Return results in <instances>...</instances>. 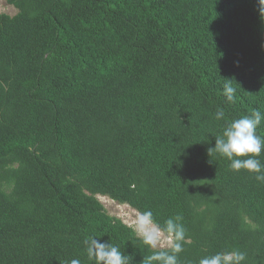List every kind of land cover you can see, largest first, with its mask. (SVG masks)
<instances>
[{"label": "trees", "instance_id": "1", "mask_svg": "<svg viewBox=\"0 0 264 264\" xmlns=\"http://www.w3.org/2000/svg\"><path fill=\"white\" fill-rule=\"evenodd\" d=\"M7 2L17 13H0V264H92L88 236L142 264L155 250L99 197L161 225L181 216L180 264L231 250L264 264V182L209 154L227 122L264 115L258 0Z\"/></svg>", "mask_w": 264, "mask_h": 264}, {"label": "clouds", "instance_id": "2", "mask_svg": "<svg viewBox=\"0 0 264 264\" xmlns=\"http://www.w3.org/2000/svg\"><path fill=\"white\" fill-rule=\"evenodd\" d=\"M261 20H264V0H258ZM264 47V45H262ZM222 94L226 101L235 99L236 89L232 81L225 80ZM216 120L225 119V111L218 107ZM264 120L259 109L251 115L231 120L215 136V147L210 153H217L229 161V168L236 173L245 171L254 175L258 182H264V164L260 156L264 152V137L257 134V128ZM182 217H169L158 223L151 210L138 212L132 222V230L137 239L147 248L155 250L144 257L142 264H180L179 254L184 251L186 229L181 223ZM87 258L92 264H132V257L125 255L120 248L110 242H101L95 236L83 241ZM246 254L239 250L219 251L202 256L198 264H245ZM69 264H81L80 259H72Z\"/></svg>", "mask_w": 264, "mask_h": 264}, {"label": "rangeland", "instance_id": "3", "mask_svg": "<svg viewBox=\"0 0 264 264\" xmlns=\"http://www.w3.org/2000/svg\"><path fill=\"white\" fill-rule=\"evenodd\" d=\"M0 13L14 16L17 13V10L8 4L7 0H0ZM99 201L102 203L108 214L119 218L126 225L131 227L135 216L138 214L135 210L127 205H120L108 197H99Z\"/></svg>", "mask_w": 264, "mask_h": 264}]
</instances>
